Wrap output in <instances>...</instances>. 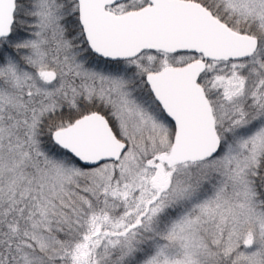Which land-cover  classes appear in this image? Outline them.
<instances>
[{
	"label": "snow or ice",
	"instance_id": "1",
	"mask_svg": "<svg viewBox=\"0 0 264 264\" xmlns=\"http://www.w3.org/2000/svg\"><path fill=\"white\" fill-rule=\"evenodd\" d=\"M0 264H264V0H0Z\"/></svg>",
	"mask_w": 264,
	"mask_h": 264
}]
</instances>
